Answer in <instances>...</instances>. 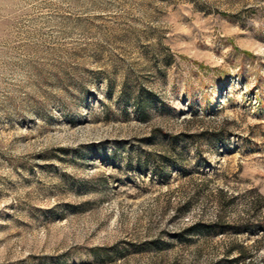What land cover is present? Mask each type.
<instances>
[{"label": "rangeland", "instance_id": "rangeland-1", "mask_svg": "<svg viewBox=\"0 0 264 264\" xmlns=\"http://www.w3.org/2000/svg\"><path fill=\"white\" fill-rule=\"evenodd\" d=\"M0 264H264V0H0Z\"/></svg>", "mask_w": 264, "mask_h": 264}]
</instances>
